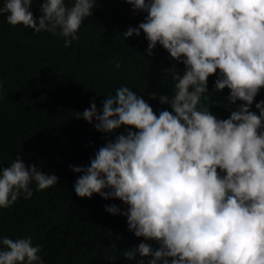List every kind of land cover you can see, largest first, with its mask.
Here are the masks:
<instances>
[{"label":"clouds","instance_id":"obj_1","mask_svg":"<svg viewBox=\"0 0 264 264\" xmlns=\"http://www.w3.org/2000/svg\"><path fill=\"white\" fill-rule=\"evenodd\" d=\"M32 2L3 0L0 16L13 27L59 36L65 48L79 40L97 5L43 0L37 21ZM125 2L146 17L123 39L143 32L149 55L160 45L185 72L173 69V94L159 97L172 111L157 115L127 86L108 95L102 110L95 101L84 110L98 132L123 127L126 134L101 146L88 166H70L79 174L76 195L121 201L123 211L116 205L106 211L125 216L136 237L159 246L141 243L123 253L127 259L138 253L153 257L148 264H264V100L255 104L259 114L250 110L264 88V0ZM217 72L215 88H227L231 103L243 102L227 119L208 107V79ZM57 182L17 156L0 169V209L31 199L33 184L44 191ZM41 251L31 236L0 238V264H45Z\"/></svg>","mask_w":264,"mask_h":264},{"label":"trees","instance_id":"obj_2","mask_svg":"<svg viewBox=\"0 0 264 264\" xmlns=\"http://www.w3.org/2000/svg\"><path fill=\"white\" fill-rule=\"evenodd\" d=\"M42 3L33 0L31 5L37 21ZM145 17L125 0H97L79 30V40L65 48L59 36L35 33L23 25L13 27L0 16V169L20 156L26 166L35 165L58 177L57 185L35 191L33 184L31 199L21 196L11 207L0 209V238L33 237L45 264H139L141 260L148 264L152 256L137 253L127 259L123 253L141 243L158 250L155 241L129 230L125 216L106 211L111 205L123 211L121 201L98 194L78 197L74 184L79 174L70 167L88 166L101 146L126 134L123 127L101 133L84 120L82 114L93 101L100 111L108 95L127 86L157 115L172 111L159 97L173 94L172 70L182 76L185 66L160 45L149 55L143 32L123 39V33L138 27ZM117 61L120 68L115 67ZM218 75L208 79V107L218 119H227L243 102L231 103L227 88H215ZM261 100L264 88L250 110L259 114L255 104Z\"/></svg>","mask_w":264,"mask_h":264}]
</instances>
